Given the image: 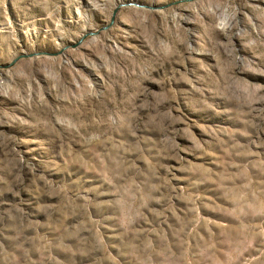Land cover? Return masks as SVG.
Segmentation results:
<instances>
[{
    "label": "rangeland",
    "instance_id": "rangeland-1",
    "mask_svg": "<svg viewBox=\"0 0 264 264\" xmlns=\"http://www.w3.org/2000/svg\"><path fill=\"white\" fill-rule=\"evenodd\" d=\"M0 264H264V0H0Z\"/></svg>",
    "mask_w": 264,
    "mask_h": 264
}]
</instances>
